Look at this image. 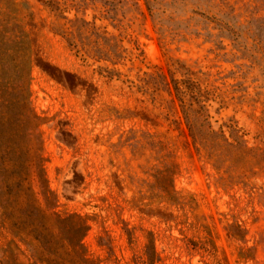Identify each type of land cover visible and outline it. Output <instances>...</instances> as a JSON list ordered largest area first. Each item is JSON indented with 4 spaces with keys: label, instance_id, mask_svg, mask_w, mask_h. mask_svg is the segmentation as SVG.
<instances>
[{
    "label": "rangeland",
    "instance_id": "1",
    "mask_svg": "<svg viewBox=\"0 0 264 264\" xmlns=\"http://www.w3.org/2000/svg\"><path fill=\"white\" fill-rule=\"evenodd\" d=\"M16 1L53 192L40 199L72 216L57 239L88 221L101 264H264V0Z\"/></svg>",
    "mask_w": 264,
    "mask_h": 264
},
{
    "label": "trees",
    "instance_id": "2",
    "mask_svg": "<svg viewBox=\"0 0 264 264\" xmlns=\"http://www.w3.org/2000/svg\"><path fill=\"white\" fill-rule=\"evenodd\" d=\"M4 1L0 3V240L4 232L13 238L10 248L6 246L9 249L0 243V263L11 264L14 259L13 264H53L61 258L59 250L65 249L68 264H101L90 259L81 241L89 230L88 221L82 234L81 225L75 223L71 226L74 239L62 234L58 240L56 230L69 225L72 216L47 209L40 199L47 203L53 192L45 174L43 119L32 105L35 54L29 34L20 24L17 1ZM49 7L58 12L52 3ZM148 9L153 12L152 5ZM93 36L81 41L84 48L100 47L101 37ZM174 88L182 100V88L177 83ZM188 122L192 125L194 120ZM195 127L201 132V125Z\"/></svg>",
    "mask_w": 264,
    "mask_h": 264
}]
</instances>
